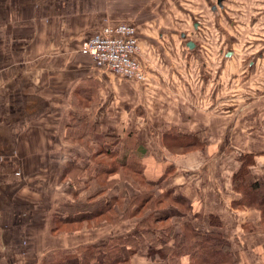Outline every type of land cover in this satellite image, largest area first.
Returning <instances> with one entry per match:
<instances>
[{"label":"crops","instance_id":"0c3cea01","mask_svg":"<svg viewBox=\"0 0 264 264\" xmlns=\"http://www.w3.org/2000/svg\"><path fill=\"white\" fill-rule=\"evenodd\" d=\"M199 2L200 6L198 0H0V135L6 133L0 140L15 146L2 150L0 144V155L27 157L33 150L31 158L46 161L49 139L70 140L64 136L72 114H77L75 125L87 126L79 138L90 142L101 135L104 144V138L114 139L116 132L131 126L135 141L150 151V172L158 168L149 184L164 179L166 187L201 216L213 214L231 246L234 239L240 242L241 264H264V228L243 231L244 223L258 224L260 213L232 206L241 195L233 179L236 169L220 164L205 185L199 167L195 172L183 169L184 156L179 153L162 148L159 157L152 155L158 150V134L169 129L162 127L169 126L177 133L205 135L202 139L212 141L205 150L213 147L220 157H231L226 150L233 148L229 141L237 142L242 154L253 155L246 173L264 178V31L254 36L262 42L252 40L244 52L237 43L225 49L215 37L222 24L223 0L221 5L217 0ZM204 7L212 13L217 9L220 18L215 24L200 18L201 12L207 16ZM119 21L135 25L140 57L149 73L143 85L102 70L83 50L85 40L107 23ZM212 30L210 36L207 31ZM155 82L163 87L150 88ZM74 141L70 153L60 155L61 162L67 155L82 156ZM54 151L59 153L49 154ZM20 172L16 169L14 175ZM17 183L26 187L25 181L12 182ZM6 201L0 198L1 204ZM6 209L0 207V214L13 208ZM93 241L87 234L80 243ZM5 247L0 248V264H16L10 260L14 256L17 264L30 263L25 251L6 254Z\"/></svg>","mask_w":264,"mask_h":264},{"label":"rangeland","instance_id":"374dc122","mask_svg":"<svg viewBox=\"0 0 264 264\" xmlns=\"http://www.w3.org/2000/svg\"><path fill=\"white\" fill-rule=\"evenodd\" d=\"M199 1L203 0H198V6ZM203 10L207 16L201 12L200 18L204 19L205 23L215 24L219 20L217 9L216 13L205 7ZM262 11L264 0H223L220 9L222 24L219 30H216L218 32L215 36L221 40L222 47L227 49L237 43L239 51L244 52V45L250 44L252 40L257 41L256 44L262 42L261 39L254 38L264 31ZM209 16L210 19L207 18ZM211 29L213 28L209 30ZM213 30L207 33L212 36ZM153 65L156 70L157 65ZM148 74L143 81H139L140 85L148 81ZM159 85V82H155L150 88H159ZM76 119L77 114H72L66 127L64 139L67 135L70 140L51 138L52 142L50 139L47 141L44 162L41 157H30L33 150H29L31 155L27 157L0 155V159L3 158V161H0V198L7 199L4 205L0 203V207L13 208L9 213L0 214V233L3 235L0 237L3 240L0 241V248L5 245L6 254L18 249L25 251L23 256L30 259L29 264H186L189 259L190 262H197V257L193 259L188 254L178 256L177 249L173 250L172 245L181 243L184 236H190L187 224H195L192 226L207 230L211 226L210 223H215L216 219L210 220L209 215L204 218L201 216L202 212L193 210L187 200L177 199V193L175 194L171 187H166L164 179H158L156 184H149V180L153 179L150 176L157 177L158 168L150 172L148 165L151 167L153 162L148 156L150 151L135 141L136 131L133 132L131 126L114 134V139L120 140L121 143L113 142L110 137L108 140L104 138V145L99 139L101 135H96L92 142L82 139L83 137L79 138L83 132H87V126L75 125ZM167 127L170 128L163 126L162 129ZM90 129L88 131L92 133L95 128ZM5 135L6 133L0 135V139ZM190 136L195 139L191 144L183 145L175 139L165 140L161 144L159 139L163 138V135L159 133L158 150L155 152L153 149L152 155L159 157L162 148L179 153L184 156V162L181 161L183 169L189 168L188 171L192 172L199 167L198 175L200 178L204 175L205 185H208L207 181L213 177V168L217 170L220 164L237 170L233 173L236 182L240 175L245 183H264V178H253L250 173H246L253 155L242 154V146L237 142L229 141L237 146L231 145L233 148L226 149L232 154L231 157L226 154L220 157L222 154L216 152L215 155L213 147L205 150L208 144L212 145V141L202 139L205 135L200 133ZM74 139H77L78 152L82 153V156L76 158L67 155L61 162L60 155L70 153V147L76 143ZM22 143L26 145V142ZM0 144L2 150H13L15 147L12 142L6 140H0ZM17 144L20 148L21 142L17 141ZM127 148L133 151L134 156L130 154L131 156L126 158L123 150ZM34 150L36 151V148ZM53 150H58L59 153L54 151L49 154ZM237 153L242 155L238 156ZM9 161L13 162V166ZM86 165L88 167L83 169L82 166ZM16 169L21 171L17 176L14 175ZM228 176L229 174L224 175ZM7 179L9 183L5 184ZM19 181H25L26 187L20 188L19 183L12 184ZM6 188L8 190H4ZM258 207L261 208V205ZM246 208L253 213L259 212L260 221L256 225L244 223V233L264 228V213L257 207L246 206L243 209ZM21 210L25 211L24 215L26 213L24 217ZM193 215H198V220H195ZM71 216L82 217L73 219ZM223 233L227 236V233ZM87 234L93 236V243H80ZM98 234L101 235L97 237ZM66 241H69V244ZM227 241L225 253L231 255L233 264H241L240 242L234 239L231 246L230 241ZM190 242L193 243L194 240L190 239ZM117 250L123 259L114 263L112 261H116L117 257L114 256L118 254ZM170 256H173L172 260ZM20 257L22 261L23 258L21 255ZM10 260L18 263V256Z\"/></svg>","mask_w":264,"mask_h":264},{"label":"trees","instance_id":"16d2710c","mask_svg":"<svg viewBox=\"0 0 264 264\" xmlns=\"http://www.w3.org/2000/svg\"><path fill=\"white\" fill-rule=\"evenodd\" d=\"M160 135H163V138L160 139L161 144L165 140H172L175 139L179 141L181 144L186 145V144H191L194 142V137L183 134V133H177L176 130L169 128L164 130ZM115 137V136H114ZM127 136H125L126 138ZM113 142L116 143H121L120 140L112 139ZM113 144V143H112ZM121 146H119V149ZM132 150L127 148L126 150H123V152L126 154V158L129 156V153H131ZM87 167H83V169H86ZM241 176L239 175V178ZM238 178V177H237ZM237 181V184L235 185V188L240 192V197L236 200H234L232 203L235 206L242 205V206H247V207H252V208H259L258 205H261V213H264V183L261 181H248L247 183L243 182V180L240 178ZM236 179V178H235ZM176 198L182 199L184 201L185 198L181 197L180 195H176ZM108 207V205L106 206ZM75 218H81L80 217H73ZM197 217V216H196ZM210 220L211 219H216L215 223H210L211 226L207 230H201L198 228L193 227L195 224H187V227L189 228L190 231V236H184V238L181 240V243L174 244L172 245L173 250L177 249L178 251V256L179 255H184L188 254L189 256L197 257V262L189 261L186 262V264H233L232 259L230 258L231 255L225 253V250L227 249L228 246V241L224 233L222 232L220 228V221L217 220V218L213 215H209ZM187 237V238H185ZM190 239H193L194 242L191 243ZM186 249V250H184ZM208 252V254H207ZM116 256V261L112 262H117L121 261L123 259V256L120 254V251L117 250ZM173 254H176L173 252ZM207 254V255H206ZM199 255V256H198ZM209 255L211 257H209ZM113 257V258H114ZM173 256H170V259L172 260ZM194 259V258H193ZM104 260V259H103ZM174 261V260H173ZM185 262H181L178 264H184ZM174 264H177L175 262Z\"/></svg>","mask_w":264,"mask_h":264},{"label":"built area","instance_id":"2783aa9c","mask_svg":"<svg viewBox=\"0 0 264 264\" xmlns=\"http://www.w3.org/2000/svg\"><path fill=\"white\" fill-rule=\"evenodd\" d=\"M83 50L104 71L136 83L145 78L147 66L141 60L139 40L131 21L107 23L83 42Z\"/></svg>","mask_w":264,"mask_h":264},{"label":"water","instance_id":"95a60500","mask_svg":"<svg viewBox=\"0 0 264 264\" xmlns=\"http://www.w3.org/2000/svg\"><path fill=\"white\" fill-rule=\"evenodd\" d=\"M217 4L218 5H221V0H217ZM213 7H215V6H213ZM192 43L191 42H189V45H191Z\"/></svg>","mask_w":264,"mask_h":264}]
</instances>
